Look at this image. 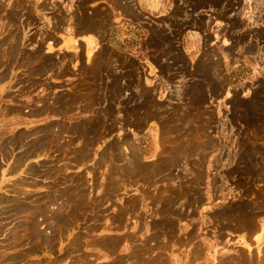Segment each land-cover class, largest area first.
<instances>
[{
	"label": "rangeland",
	"instance_id": "rangeland-1",
	"mask_svg": "<svg viewBox=\"0 0 264 264\" xmlns=\"http://www.w3.org/2000/svg\"><path fill=\"white\" fill-rule=\"evenodd\" d=\"M99 1L0 0V264H264L235 241L264 223V0L230 20L248 70L171 94L76 42L110 29Z\"/></svg>",
	"mask_w": 264,
	"mask_h": 264
},
{
	"label": "crops",
	"instance_id": "crops-1",
	"mask_svg": "<svg viewBox=\"0 0 264 264\" xmlns=\"http://www.w3.org/2000/svg\"><path fill=\"white\" fill-rule=\"evenodd\" d=\"M251 1L241 0L243 10L239 13L234 5L223 14L227 10L223 8L225 0H208V4L206 0H132L131 4L101 0L99 6L111 11L110 29L106 33L80 35L76 42L83 44L92 56L108 47L138 60L152 86H159V93H177L194 83L192 71L202 70L206 61L213 68L248 70V38L239 45L237 30L232 35L230 20L239 15L247 21L244 29H248L249 10L256 4ZM179 58L187 62V68ZM163 69L170 70L166 76L179 74L176 86L160 82ZM235 241L244 248L248 245V251L264 246V223L259 222L257 232L236 233Z\"/></svg>",
	"mask_w": 264,
	"mask_h": 264
},
{
	"label": "bare ground",
	"instance_id": "bare-ground-1",
	"mask_svg": "<svg viewBox=\"0 0 264 264\" xmlns=\"http://www.w3.org/2000/svg\"><path fill=\"white\" fill-rule=\"evenodd\" d=\"M17 48H15V50H16ZM17 51V50H16ZM9 52H10V50H9ZM11 54V53H10ZM9 54V55H10ZM1 57V56H0ZM10 56H8V58H9ZM15 57V56H14ZM7 58V57H6ZM12 65V64H11ZM52 129V128H51ZM55 131V130H54ZM30 133V132H29ZM53 134H55V133H53ZM36 135V134H35ZM38 135H40V133L38 134ZM13 137V136H12ZM11 137V138H12ZM31 137H32V135H31ZM35 137V136H34ZM25 140V139H24ZM28 140V139H27ZM35 140V139H34ZM13 141V140H12ZM20 142H21V140H20ZM14 143V142H13ZM21 144V143H20ZM24 147V146H23ZM80 149V148H79ZM6 152V151H5ZM7 157V156H6ZM9 157V156H8ZM134 164V163H133ZM138 168V167H137ZM29 170H33V169H29ZM146 170V169H145ZM114 173V172H113ZM151 173V172H150ZM36 175V174H35ZM13 189V188H12ZM77 197V196H76ZM1 198V197H0ZM2 200V199H1ZM14 200V199H13ZM15 201V200H14ZM0 202H2V201H0ZM2 203H4V202H2ZM7 203V202H6ZM13 203V202H12ZM20 203V202H19ZM1 204V203H0ZM73 204V203H72ZM69 206V205H68ZM70 208V207H69ZM40 209V208H39ZM64 210V209H63ZM62 211V210H61ZM28 212V211H27ZM48 215V214H47ZM56 220V219H55ZM59 225V224H58ZM26 228V227H25ZM27 229V228H26ZM81 236V235H80ZM16 241V240H15ZM76 245V244H75ZM74 246V245H73ZM71 253V252H70ZM31 255V254H30ZM134 259V258H133ZM16 261V260H15ZM41 262V261H40Z\"/></svg>",
	"mask_w": 264,
	"mask_h": 264
}]
</instances>
